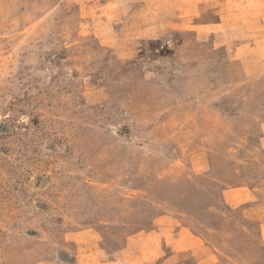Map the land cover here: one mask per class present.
<instances>
[{"label":"rangeland","instance_id":"1","mask_svg":"<svg viewBox=\"0 0 264 264\" xmlns=\"http://www.w3.org/2000/svg\"><path fill=\"white\" fill-rule=\"evenodd\" d=\"M0 264H264V0H0Z\"/></svg>","mask_w":264,"mask_h":264}]
</instances>
